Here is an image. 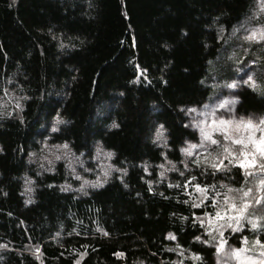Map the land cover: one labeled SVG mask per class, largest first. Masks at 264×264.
I'll return each mask as SVG.
<instances>
[{
    "label": "trees",
    "instance_id": "obj_1",
    "mask_svg": "<svg viewBox=\"0 0 264 264\" xmlns=\"http://www.w3.org/2000/svg\"><path fill=\"white\" fill-rule=\"evenodd\" d=\"M261 2L0 0V99L10 103L0 106V264H216L220 237L203 243L208 225L197 217L215 214L221 185L260 195L261 173L245 178L225 161L229 171L212 174L193 162L207 152L185 159L181 149L197 136L184 110L219 97L246 69L259 91L241 84L237 114L264 118V42L246 41L241 30L264 25ZM161 125L165 148L154 139ZM42 142L67 144L93 164L99 143L126 174L85 194L62 190L78 184L65 162L53 172L29 162ZM162 164L175 170L161 177ZM196 183L215 185L199 208ZM247 215H264V201L253 200ZM243 223L240 232L224 230L227 245L258 255L253 241L264 242V230Z\"/></svg>",
    "mask_w": 264,
    "mask_h": 264
},
{
    "label": "snow or ice",
    "instance_id": "obj_2",
    "mask_svg": "<svg viewBox=\"0 0 264 264\" xmlns=\"http://www.w3.org/2000/svg\"><path fill=\"white\" fill-rule=\"evenodd\" d=\"M260 10L261 12H264V0L261 2ZM223 31L224 29L221 27L220 32L223 33ZM246 31H248V35L244 37L246 41L256 43L264 42V25L248 28ZM235 32L236 29H233V34H235ZM61 47H63V45H61ZM238 63L240 62L238 61ZM243 83L251 88L253 92L259 91V85L254 79L253 75L247 74V79L243 80ZM225 87L235 89L239 87V82L234 80L231 83L226 84ZM237 102L238 98L234 97L231 100H224L220 104V107L224 108L229 104L235 105ZM19 107L20 105L17 104V108ZM205 107H207V105H205ZM189 111L195 112L196 109H189ZM229 111H231V109H229ZM201 115L205 114L201 113ZM211 116L213 118L210 123L207 121H199L195 125L200 128L202 142L199 145L189 144L188 147L182 148L181 151L184 152L186 156L190 157L193 155V149L197 147H206L204 142H207L210 146H215L211 150H208L207 155L203 156L201 160L193 161L196 163L197 167L206 165L212 170V174H215L217 172L229 171L228 164H232L233 166H238L240 169L244 170L245 178L255 177L256 171L258 170L261 175L257 178L256 192L260 195L252 196V188L244 190L243 188L236 189L229 187L228 185H221V187L226 188L227 191L223 194L222 201L217 200L213 205L216 209L215 214L212 215L211 213H205V219L197 217V220L202 227L205 225V223L208 225V227L205 228V235L210 237V239H205L202 242L205 244H210L213 241H216L217 237L212 233H218L220 239L215 244V252L218 254L217 264H221L222 260L223 264H228V261L233 259L237 262V264H264V242H262L260 239H255L253 241V249L258 251V255H246V253L252 249H248L247 247H229V250L225 251L227 240L224 238L225 229H230L234 233L240 232L245 226L243 221H247L254 231L264 230V224L260 223V221L264 220V215H259L255 219L250 218L247 215L249 208L252 207L253 200L256 205H261L262 201H264V127H261V125H264V118H260L259 123L256 124L251 118L247 120H245L244 117H240L238 120L235 117L230 119H224L223 117L216 118L215 112L211 113ZM57 123H64V121L57 120ZM112 127H118V125L114 123ZM257 131L261 133L259 138L256 137ZM245 132H247V135L244 134ZM213 133H220L223 137V140L230 141L231 145H241L239 153L237 154L235 151H233L230 145L222 144L219 140L215 139ZM156 140H164L163 125L157 129ZM62 147L67 149L68 145L64 144ZM101 151L102 150L98 147L97 154L99 155ZM104 155L111 158L113 153L106 152ZM257 157H259V160ZM56 159H60V157L57 156ZM225 161H228V164H226ZM51 163L52 161H49V164ZM168 163L171 164V161H168ZM69 166L71 167V165ZM160 167L163 169L164 165L162 164ZM185 167H187V165H185ZM46 170L51 171L50 168ZM111 170L112 166H109L103 170L104 179L97 177L95 181L85 180L83 184H81L80 190H83L86 185H91L93 188L103 187L107 182V179L111 176ZM115 170L117 172H124L126 174V170L124 169ZM145 170H147V168H145ZM172 170H175V165H172V168L170 169H165L162 171L160 176L163 177L165 172ZM73 171H75V169H73ZM180 175L183 176L184 173L181 172ZM76 179H80V177L77 176ZM197 179L198 177L196 176L192 177V180L194 181ZM25 183L26 192L30 194L32 192V188L30 187L32 181L30 179H26ZM189 184H191V181H189ZM192 186L195 188L196 193H198V196L192 201V207L199 208L205 203V201L211 199L208 189H214L215 185L202 186L200 183H196ZM125 187H127V185H125ZM169 187H172V185H169ZM177 187H181V185H177ZM149 191H151V187H149ZM233 192H238L241 195L239 197H234L230 195ZM221 195L222 194L220 192H216L217 197ZM196 199H198L200 203H196ZM237 199L240 201L239 204L236 203ZM28 202H30V200ZM185 203H187V201H185ZM182 219L187 218L185 217ZM98 231H101L105 236L108 235V233L104 232L103 229L98 228ZM168 238L173 240L176 239L172 233L168 234ZM194 239L196 241H201V237L199 236L194 237ZM243 243L247 245L248 240L246 237L243 239ZM0 247L7 246L0 245ZM36 252L39 253L40 249L36 248ZM117 255L123 256V253H117ZM224 257L227 259L225 260ZM37 259H39V256H37ZM194 259L199 260L201 258L197 255L194 257ZM76 264H79V260L76 262Z\"/></svg>",
    "mask_w": 264,
    "mask_h": 264
},
{
    "label": "rangeland",
    "instance_id": "obj_3",
    "mask_svg": "<svg viewBox=\"0 0 264 264\" xmlns=\"http://www.w3.org/2000/svg\"><path fill=\"white\" fill-rule=\"evenodd\" d=\"M258 7H259V5H258ZM246 29H248V28H246L244 26L241 30L244 32V34L248 35V31H246ZM244 70L245 71H242V74H240L237 77V79L235 80V81L239 82V87H237L235 89L223 87V89H221L219 97L215 96L210 102H208L202 106L192 107V108H188V109L184 110V115L186 118L187 127L189 130L194 132L197 136L196 142L187 141L185 143L184 148L188 147L189 144L199 145L202 142L200 128L195 126V125L199 121H207L210 123V121L213 118L211 116V113L215 112L216 118L223 117L224 119H230L232 117H235L238 120L240 117H242V116H239L237 114L238 102L235 105H232V104L226 105L224 108H221L220 104L224 100H231L234 97L238 98V90H240V88L242 87L241 84L243 83V80L247 79V74L253 75L252 72L248 73V71L246 69H244ZM13 99L14 98H12V100ZM238 101H239V98H238ZM9 105H10L9 99H7V100H6V98L0 99V106L1 107H6ZM205 105H207V107H205ZM193 108L196 109L195 112L189 111V109H193ZM229 109H231V111H229ZM201 113H204L205 115H201ZM244 118H245V120L251 118L254 123L258 124L259 119L261 117H244ZM261 127H264V125H261ZM158 128H160V127H158ZM156 132H157V130H156ZM216 134H218V133H213L214 138H215ZM244 134L247 135V132H245ZM163 135H164V140H156V133H155L154 139H155V143L157 145L165 148L167 140H166V135H165L164 130H163ZM260 135H261V133L259 131H257L256 137L259 138ZM204 143H205L206 147H197V148L193 149V155L190 157L186 156L185 153L183 152L185 159L189 160V159L197 158V157L203 155L204 153H206L209 149L215 147V146L208 145L207 142H204ZM41 144H42L41 151L39 153H34V154L32 153L31 158L29 159V162L38 163L40 166L43 165V169H45V170L50 168L51 171H48V172H53L54 167L58 162H65L71 178L78 183L77 185H75L71 182L65 183L62 186V189H67L65 191H78L81 194H85L88 191V189L93 188V187H91V185H86L83 190H80L81 184H83V182L85 180L95 181L97 179V177L104 179L103 170L108 168L109 166H112L111 176L113 175V173L117 172L115 169H118V168H116L112 162L113 155L111 158L106 157L104 155V153L110 152V151L105 150L99 143L96 144V151H95V155L93 158L94 164L91 163V161L88 158H85L83 155L75 154L69 147L67 149L63 148L62 146L64 144L57 145V146L56 145L52 146V145L48 144L47 142H42ZM233 146H234V150L239 152L241 145H233ZM98 147L102 150L99 155L97 154V148ZM57 156H59L60 159H56ZM257 159L259 160V157H257ZM49 161H52V163L49 164ZM69 165H71V167ZM166 168L170 169V168H172V166L167 164L165 166L164 170ZM73 169H75V171H73ZM77 176H79L80 179H76ZM111 176L107 179V182L109 181ZM106 183L104 185H106ZM30 187H31V185H30ZM27 195H29V193H27ZM229 247H231V246H228L226 244L225 251H228ZM246 255H252V254L247 252ZM217 257H218V254H217ZM217 257H216V264H217ZM224 259L226 260L227 258L224 257ZM176 264H181V263L176 262ZM221 264H223V260L221 261ZM228 264H237V262L233 259V260L228 261Z\"/></svg>",
    "mask_w": 264,
    "mask_h": 264
}]
</instances>
